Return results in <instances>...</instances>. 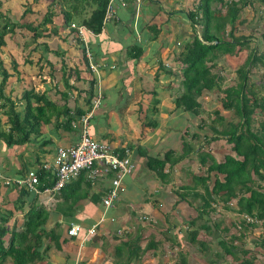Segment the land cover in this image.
I'll return each mask as SVG.
<instances>
[{
    "label": "crops",
    "instance_id": "crops-1",
    "mask_svg": "<svg viewBox=\"0 0 264 264\" xmlns=\"http://www.w3.org/2000/svg\"><path fill=\"white\" fill-rule=\"evenodd\" d=\"M8 1L10 0H4V3L0 1V15L5 21L20 25L24 23L37 24L41 20L39 7L41 9L40 4L46 2V0H35L34 2L25 0L20 5L17 3L16 6L11 3L8 5ZM123 1L125 6H116L115 9L118 17L116 23L109 22L102 27L100 33L85 37L91 62L98 66L96 75L86 68L83 60L79 61L82 56L80 39L68 27L62 29L59 26L60 16L54 14L52 25L57 29V33L50 35L47 39H50L51 43L58 35L61 36L60 39L64 40L62 44H65L66 48L69 49H67V53L63 49L59 54L64 53L68 57L67 62L69 64L66 63L67 67L73 68L70 63H75V67L79 71L77 77L82 84L80 88L72 85L77 89V92L70 90L71 94L67 92V100L62 101L60 93L64 91V88L61 79L62 74H60L63 91L59 93L55 89L54 91L58 95L61 104L55 102L52 99L53 96L47 94L46 89L43 91L41 88L46 87L45 84H48V82L51 83L47 73L42 74L41 72L54 69L53 55H56L55 50L50 47L45 48L43 46L45 43L38 41V44L28 46L24 52L23 45L20 44L19 54H22V56H25L24 53L27 56L32 54L33 59H28L32 60L34 67L37 69L36 76L34 75L31 78L39 85L41 91L34 90V88L33 90L38 93H45L46 98L55 102L57 106L66 103V106L71 110L75 107L85 109L83 100L88 88L87 83L90 78H94L95 84L92 90L91 102L97 93H99L101 99L99 105L92 111L86 121L88 135L93 140L106 144L115 152L123 151L132 164L130 175L125 177L121 183L122 190L118 201L108 210L103 209L101 199L109 186V176L106 178L96 176L93 179L85 198L75 204L71 216H64L54 210V206L59 201L57 199L58 192L38 195V205L44 206L48 212L47 220L43 226L44 231L52 229L55 223H58L59 227L56 229L58 234L57 244L48 243V240L42 239L40 250L45 246H48V250L42 260L33 264H156L158 254L160 255L159 264H191L193 256L199 255L198 251L201 252L193 249L192 244H187L186 241L181 239L171 240L166 233L156 229L155 222L158 220L156 213L162 207L160 202L163 199L170 200L171 206L175 207L174 210L177 211L176 213L183 216L180 223H184L186 232L188 228L185 222L194 216L190 211H185L183 214L179 208V203H182L180 202L182 200L178 201V194L175 191L176 189L180 190V187L184 184L176 188V174L178 172L172 170L175 165L171 168L164 182H161L151 171L142 166L144 165L145 156L158 158L162 155L158 156V153L154 156L149 155V152L152 155L153 144L160 133L156 134L158 129L156 121L146 122L144 116L146 117L147 113L151 112L153 116L159 114L164 119L167 115L170 116L181 111L174 108L173 104L179 85L178 61L175 62L174 59L181 51L177 48L179 41L183 44L188 39L191 27L189 26L190 22L182 20L180 14L186 17V12L191 10L190 7L193 9L199 0H139L138 4H135L134 0ZM50 2L57 3L58 0ZM247 3H262V1L248 0ZM25 8L28 11L22 17L21 13ZM17 27L13 28L14 31L15 29L18 32L22 30ZM7 35V37L10 36V34ZM4 44L0 52L6 48L5 46L8 47L6 41ZM134 45L139 46L142 52L137 59L127 56L128 49ZM27 61L24 60L22 64L25 65ZM45 61L48 63L46 64ZM19 73V76H24V72ZM160 77H162V83H160ZM40 79L47 80L41 82ZM151 80L156 84H151ZM11 84V82H8L7 87L9 88ZM20 96L21 93L17 94V99L19 104H22L19 99ZM79 100L81 104L78 102ZM70 101L73 103L72 108L69 106ZM159 107H162V110H159ZM53 121V116H51L49 123L41 126L40 134L33 139V143L39 147L42 142L48 141L51 144L55 137L58 139L61 136L65 144L62 146L57 145L56 149L73 145L78 139V134L67 133L61 129L56 130L53 127ZM77 123L81 124L80 119ZM151 123H155V126ZM76 125L75 123V127ZM169 131L172 132L171 129ZM177 131L178 129H174V136H176ZM161 139L162 136L158 141H161ZM151 141L152 144H149ZM19 147L22 150L26 149L25 145L17 148ZM40 151H43V147L36 150V152ZM39 161L44 162L40 159ZM13 168L11 174L8 172L5 174L2 171L0 173L6 177H19L18 168ZM5 194H9V192L6 191ZM11 194L15 198V193L11 192ZM187 198L189 197L186 196L188 201ZM94 199H98L97 203H93ZM158 205L161 206L158 207ZM185 208L192 209L190 205H186ZM17 215L20 216L21 220L20 212L14 213L11 219L14 220ZM70 222L79 224L83 229L94 224L98 225L92 237L81 240L83 233L76 238L66 236V227ZM174 230L176 235L181 232V228L175 229V226ZM219 233L213 230L210 235H207L201 230L197 235V237L201 235L204 239L207 237L203 243L211 251H205L204 254H208V258L210 256V262H213L211 254L214 255L218 252V240L213 241L209 237L215 238ZM120 234L122 235L120 236ZM185 235L187 236V234ZM135 239L137 241H134ZM240 248L239 244L237 249ZM243 249L249 250L248 247H243ZM9 262L7 259L4 264H9ZM218 262H223V259H216L214 264H219Z\"/></svg>",
    "mask_w": 264,
    "mask_h": 264
},
{
    "label": "trees",
    "instance_id": "trees-1",
    "mask_svg": "<svg viewBox=\"0 0 264 264\" xmlns=\"http://www.w3.org/2000/svg\"><path fill=\"white\" fill-rule=\"evenodd\" d=\"M34 1L32 0V2ZM247 1L199 0L193 9L186 12L192 35L183 42L181 51L174 59L175 62L178 61L179 85L182 90L173 99L174 108L198 116L201 112V106L197 98L204 91L210 92L216 89L223 94L221 106L224 109L232 110L237 116L238 120L235 123H225L221 117H218L216 120L219 123V129L210 126L213 136L204 137L205 144L219 139L224 140L229 145V153L224 154L221 160L215 161L208 151H204L198 145H192L190 140L194 139L196 135H191L185 139L186 132H183L180 136L178 154H175L173 149H168L162 153L161 157L145 156L144 161L145 168L151 171L161 182H164L175 164L192 155L196 157L202 174H191L192 186L184 185L180 187V190L175 191L178 194V200H186L182 194L189 193L188 197L194 201L197 200L199 203L198 206L194 204L195 215L185 222L188 228L186 233L188 234V242L196 243L200 246L201 251L210 252L211 249L205 243L196 241L198 232L202 230L205 234L210 235L213 230L218 231L220 234L216 239L220 251L214 253V260L227 257L237 264H254L257 261L250 250L243 249L245 244L244 233L250 229L253 231L256 222L264 224V123H259L255 131L251 129L255 111L259 110L264 114V98H256L255 93L247 85V75L251 68L255 67L256 64L264 67V53H257L256 48L250 49L244 59V64L236 70L237 83L234 86L220 89L221 79L211 69L220 56H233L238 54L242 48H247L248 37L234 35V27L239 12L251 5ZM260 1L264 4V0ZM106 3L107 0H58L59 26L64 29L74 20H77L92 33L98 34L102 29ZM212 3H217L219 6L212 9ZM221 8L225 9L223 15H220ZM27 11L28 9L25 8L21 16L23 17ZM53 17L54 13L47 9L37 24L16 25L5 21L0 15V24L3 22L0 25V49L5 45L4 37L11 34L16 26L27 31L33 42H37L39 38L55 35L57 29L52 25ZM242 22L239 21L238 23ZM226 25L229 26L228 31H225ZM48 26L50 27L48 28ZM198 30L200 33L196 35ZM43 46L46 48L45 45ZM80 52L81 59L87 68L82 47ZM141 53L140 47L134 45L128 49L127 56L137 59ZM30 63L33 64L32 61ZM61 64L64 63L61 62ZM14 65L13 63V71L9 72L0 63V109H2L6 117L5 122L8 125V128L4 130L0 124V141L3 142L4 146L10 148L28 144L31 141V136L34 138L39 136L41 126L49 123L51 116H53V127L56 130L61 129L67 133L73 132L75 123L90 111L92 90L95 84L94 78H90L87 83L88 88L83 100L85 109L75 107L71 110L66 106V103L57 106L55 102L46 98L45 93H38L32 88H28L22 92L19 98L22 102L21 110L15 111L14 103L4 94V88L10 79L17 80L20 77ZM13 73L14 77L12 76ZM74 74L75 80H77L79 71L74 69ZM61 79L64 91L60 93V97L62 101H66L67 92L70 93V90L76 91L77 89L71 85L68 74L62 73ZM214 113L217 114V112ZM151 124L155 126V123ZM47 144L49 142L44 141L39 147H45ZM118 153L124 154L123 151ZM35 161L38 163L37 159ZM207 162L209 163L207 164ZM40 166L41 164H38V168ZM203 167H205L204 170ZM26 170L24 167L18 169V175L23 177ZM37 175L40 183L37 186L39 191L53 184L54 178L50 173L39 168ZM91 182L93 179L90 180L89 171H80L76 177L58 191L57 199L59 201L54 206V210L64 216H71L75 204L85 198ZM0 187L7 192L15 193V198L11 204L12 209L0 211V264H4L7 259L10 260L11 264H33L42 260L48 250V246L40 250L42 239L55 244L58 240L56 229L59 224L55 223L52 229L44 231L43 226L47 220L48 212L44 206L38 205V195L30 193L24 188L5 187L2 184ZM97 201L98 199H94L93 203H97ZM233 201L234 203H231ZM186 202L188 205H192V201L186 200ZM215 206L240 217L237 223L232 222L230 224L232 228L238 230L237 235L225 237L228 228L223 226L220 220H212L209 217L215 212ZM14 212L21 214L20 225L17 226L13 221L8 228L7 223L11 220ZM234 242H238L241 248L237 249ZM256 244L264 246V235L259 237ZM238 255L241 256L239 259Z\"/></svg>",
    "mask_w": 264,
    "mask_h": 264
},
{
    "label": "rangeland",
    "instance_id": "rangeland-1",
    "mask_svg": "<svg viewBox=\"0 0 264 264\" xmlns=\"http://www.w3.org/2000/svg\"><path fill=\"white\" fill-rule=\"evenodd\" d=\"M0 1L4 3V0H0ZM50 1L52 0H46V2L40 4L41 9L39 7V16H42L47 9L51 10L56 16H59L58 14L59 9H58L57 3H49ZM24 2L25 0H10L8 1V5H10L11 3L12 5L16 6L17 3L20 5L21 3H24ZM211 7L212 9L215 7L217 8L218 5L217 3L216 4L212 3ZM190 9H192V7H190ZM224 12H225V9L221 8L220 15H223ZM180 17L182 20L188 21V19L186 20L185 15L180 14ZM239 21H243V22L238 23ZM73 22H76V24L77 23L79 24L77 20H74ZM234 28H235L234 30L235 36L242 35V36L248 37L249 41H248L247 48H242V50H240L238 54L236 53L233 56L231 55L220 56L216 60L215 66L211 69V71L219 75L221 79L219 83L220 89H224L229 86H234L237 83L236 70L244 64L245 62L244 59L246 58L251 48H256L257 53H261V52L264 53V4L263 3H251V5L246 6L244 9H242L238 14V18H237ZM228 30H229V26L226 25L225 31H228ZM199 33L200 31L198 30L196 35H199ZM191 35H192V31L190 35L188 36V38ZM7 36L8 35L5 36L4 40L7 42L8 47L5 46L6 48L2 50L3 53L2 51L0 52V63L3 66V68L7 69L9 72L13 71L12 70L13 63L15 64L14 66L17 68L18 72H24L23 77L20 76L17 78V80L10 79L9 82L12 83L11 86H9L8 88L6 85L4 88V94L7 95L9 98L10 97L12 98L10 99L14 103L15 111H20L22 108V104H19V100L17 99L18 98L17 94H20V93L22 94V92L28 88H32V89L34 88V90L36 89L37 91H41L39 85L36 82H34L35 80L33 81V78H31L32 76L37 74V71H36L37 69L34 67L33 64L30 63V61L32 60H28V58L29 59L32 58L31 56L32 54H29L30 57L27 56L26 53H24L25 56H22V54H19L21 45H23V49L25 52L28 46L31 47L33 44H36V43L38 44V41H43L45 43L43 45H45L46 48L50 47L52 50H55L56 55L55 54L53 55V60L55 61L54 69L53 70L50 69V71L48 70V71L41 72L42 74L46 72L49 78V81H51V83L48 82V84H45L46 87H41V88L43 91L44 89H46L47 94L50 95L51 97L53 96L52 99L55 102H58V104H61V102H59L58 95L55 93V91L57 93L63 91L61 83H60V76H59L60 74L62 73L68 74V77H70L69 81L71 85L73 86L75 85L76 87H79V88L82 86L79 78L77 80H74V69H76L75 63L74 64L70 63L73 66V68L67 67L66 63L69 64L67 62L68 57L65 56L64 53L59 54V52L60 51L62 52L63 49L66 50V53H67V49H69V48H66L65 44H62L64 40L60 39L61 36L58 35V37L54 38L55 40H53L51 43H50V39L48 40L45 37L39 38L37 42H33L32 39H30L29 37V33L25 32L24 29L20 30L19 32L17 29H15V31L13 30V32L10 34L9 37ZM224 39H226L225 36H224ZM181 47H182V42L179 41V45H177V48H179L180 50ZM76 57L78 58L77 55ZM22 60L23 61L28 60V63L23 65ZM81 60L82 59H79V61ZM61 62H63L64 64H61ZM31 66H33V68H31ZM38 74L40 75L39 72ZM12 76L14 77V73L12 74ZM47 79H40V81L45 82ZM159 80H160V83H162V77H160ZM151 82H150L151 84L155 83L152 80ZM247 85H249L250 89L255 93L256 98H259V97L264 98V67L263 66H261L260 64H256L255 67L251 68L250 72L247 75ZM180 92H182V90H181L180 85H178L176 93L179 94ZM70 97L72 98V96ZM222 97H223V94L217 91L216 89L210 92L204 91L197 98V101H199L200 106H201V112L200 114H198V116H193L188 113L179 111L174 114H171L170 116L167 115L166 118L163 119L160 117L159 114L153 116L151 112H148L146 117L144 116L146 122L156 121L158 129H159V130L157 129L156 134L160 133V136L156 138V142H154L153 144L154 148L152 151V155L150 152H149V155L154 156V154L158 153L159 154L158 156H160L165 150L169 148L171 149L174 148L173 150L175 151V154H178L180 151L179 150L180 149L179 136L183 132H186V137H184L185 139H188L189 136L191 135H196L194 139L190 140L192 141L191 143L193 146L198 145L202 147L204 151H208L209 155L213 157L215 161L221 160L224 154L229 153V145L226 144L225 141L222 139H219L218 141H212V142H209L208 144H205L204 137L210 138L211 136H213L210 126H215L216 128L219 129V126H218L219 123L216 120L218 117H221L225 123L226 122L235 123L238 120L237 116L233 113L232 110L224 109L221 106ZM78 102L81 104L80 100ZM69 103H70L69 104L70 108H72L73 103L71 101ZM158 109L162 110V107H159ZM180 112L182 114H178ZM214 112H217V114H215ZM5 121H6V117L3 114L2 109H0V124H2L1 128L4 130L8 128V125ZM259 123H264V114L261 111L256 110L252 117V122H251L252 131H255L258 128ZM76 124L77 125L75 127V130L73 131V134L79 135L81 125H79V123H76ZM170 129L172 131L171 133L169 131ZM174 129H178V131L176 132V136H174L175 135ZM63 135L66 136L65 134ZM161 136L163 140L161 139V141H158L159 138H161ZM33 139H34V136H31L32 141H30V144H25L26 149L24 150H22V148L20 147L19 148L17 147L7 148L4 146L3 142L0 141V171L4 172L5 174H7L6 172L11 174L10 172L12 170V167L22 169L23 167L24 168L26 167L35 168L38 166V164H41L44 162L48 164H52L56 146L57 145L62 146L65 144V141L61 136L58 137V139L57 137H55L53 139L54 140L53 143L51 144L49 143L45 147H43L42 152L41 151L36 152V150L39 149V147L33 143ZM32 144L35 146H33ZM149 144H152V141ZM36 159L38 160V163H35ZM39 159L44 162H40ZM208 163L209 162H207V164ZM142 166L145 168L144 165ZM204 168L205 167H203V170ZM172 170L178 172L176 174V178H177L176 188L177 186L182 185V184L184 185L187 184V186H192L191 174L192 173L202 174L201 172L202 170H200V168L198 167V163L194 155L184 158L177 165L175 164ZM199 190L200 189L198 188V191ZM5 193H6V190L0 187V211H3L4 209H10V210L12 209L11 204L14 199V196L11 194V191L9 192V194H5ZM188 194L189 193H183L182 195L186 197L188 196ZM187 199L189 202L192 201V205H190V208H192L191 209L192 212L191 210L188 209L189 208L188 206H187L188 208H185L186 205H188L186 200H182V201L178 200L182 202V203H179L180 204L179 208L182 210L183 214L185 213V211L186 212L190 211L192 215H195V212L193 211V207H194V204L195 206H198L199 203L197 200L194 201L190 198H187ZM160 203L162 204V207L159 208V210H157V213H156L158 217L157 222H155L156 229L166 233L167 236L171 240L181 239L183 241H186L188 244L189 243L188 234L187 236L185 235L187 232H186V229L184 228V223H180L182 220L181 218L183 216L178 215L176 213L177 211L174 210L175 207L171 206L170 200L163 199L162 202ZM231 203H234V201ZM160 206L161 205H158V207ZM209 217H211L212 220H220L222 222V225L228 228V231L226 232L225 237L228 238L229 236L237 235L238 230L236 228L235 229L232 228L230 224L232 222L237 223V221L240 219L239 216L231 212H226L224 210H221L218 206H215V212L211 214ZM12 221H14L17 226H19L21 222L20 216L17 215L14 218V220L11 219L7 223L8 228H10ZM174 226H175V229L181 228V232L179 233V235H176ZM263 231H264V224H262L261 222H256L253 231L252 229H250L249 231L244 233L245 234L244 247H248V249L252 252L255 258H257V262L255 264H264V246H258V244H256L258 243L259 237L264 235ZM121 235L122 234H120V236ZM216 237H219V235L215 236V238L214 237L212 238V236H210L209 238L215 241ZM206 238L204 239L200 235L196 238V241L203 242L206 240ZM192 245H193V249L197 251L198 250L201 251L200 247L196 243ZM234 245H236V247L239 248L238 242H235ZM218 251H220L219 248H218ZM198 254L199 255L193 256L194 258L191 264H214L213 263L215 261L214 255L211 254V258L212 260H214L211 263L209 260L210 256L208 258V254H204V251H201V252L198 251ZM157 257L158 258H157L156 264H159L160 255L158 254ZM237 257L239 259L241 256L238 255ZM218 263L219 264L221 263L222 264H237V262H234L227 257L223 258V262L221 263L218 262Z\"/></svg>",
    "mask_w": 264,
    "mask_h": 264
},
{
    "label": "built area",
    "instance_id": "built-area-1",
    "mask_svg": "<svg viewBox=\"0 0 264 264\" xmlns=\"http://www.w3.org/2000/svg\"><path fill=\"white\" fill-rule=\"evenodd\" d=\"M138 4L139 0H134ZM116 6L124 7L123 0H107L104 15L102 18V27L109 23H116L118 17L115 13ZM68 29L73 31L80 39L81 47L87 61V68L91 73L97 74L98 66L91 62L90 54L86 45V36L96 35L82 24L70 23ZM101 96L97 93L91 102V108L87 115L80 118V133L77 141L67 147L56 149L53 163H41V170L50 173L54 180L51 186L44 187L42 191L37 189L40 184L38 181V166L29 168L23 177H6L0 173V184L5 187L24 188L33 194H53L58 192L67 182L76 177L82 170L89 171L90 180L96 176H109V186L101 199V205L104 210L112 208L118 201L121 194V183L125 177H128L132 170V164L127 154L120 155L118 152L110 149L106 144L93 140L87 132L86 121L92 111L99 105ZM98 224L91 225L83 229L79 224L70 222L66 227V236L76 238L83 233L81 240H87L95 234V228Z\"/></svg>",
    "mask_w": 264,
    "mask_h": 264
}]
</instances>
